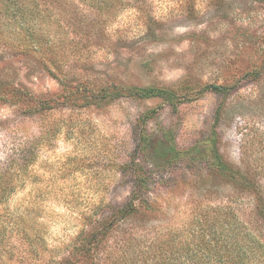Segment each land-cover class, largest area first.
<instances>
[{
	"label": "rangeland",
	"instance_id": "374dc122",
	"mask_svg": "<svg viewBox=\"0 0 264 264\" xmlns=\"http://www.w3.org/2000/svg\"><path fill=\"white\" fill-rule=\"evenodd\" d=\"M14 1L28 21L0 0V264H154L201 221L252 214L264 0ZM132 87L173 97L100 99ZM142 132L179 158L152 164ZM135 169L151 179L129 208Z\"/></svg>",
	"mask_w": 264,
	"mask_h": 264
},
{
	"label": "trees",
	"instance_id": "16d2710c",
	"mask_svg": "<svg viewBox=\"0 0 264 264\" xmlns=\"http://www.w3.org/2000/svg\"><path fill=\"white\" fill-rule=\"evenodd\" d=\"M30 1L35 2L34 0ZM89 1H92L95 5L99 3L98 0ZM5 2L12 4L8 8L12 16H22L19 18H23L24 23L28 21V18L23 17V13H18L19 8L16 1L5 0ZM206 88L214 92H220L223 89L219 85H208ZM121 94L133 98L155 96L164 100H170L173 97L171 92L162 88L132 87L108 92L104 89L100 99L106 100L107 97ZM140 140L142 142L140 144H144V148L150 146L148 155L152 164L159 166L161 162L169 158L176 159L180 156L173 143L167 138L157 139L151 145V137L146 132H142ZM213 143L212 148L208 151L212 159V166L224 171L227 164L221 158L215 143L214 145ZM150 179V172L145 173L135 169L134 187L130 191V199L127 203L129 208L133 206V201H140L146 196L145 189ZM254 194L256 205L250 216L242 218L230 214L211 222L201 221L200 227L189 233L178 248L166 245L169 254L176 251L178 252L177 255L163 257L166 254V249H163L155 254L154 264H264V193Z\"/></svg>",
	"mask_w": 264,
	"mask_h": 264
}]
</instances>
